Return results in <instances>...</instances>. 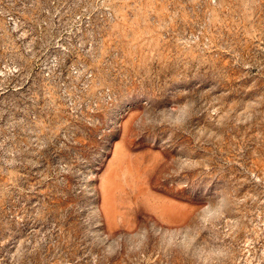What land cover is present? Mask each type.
I'll use <instances>...</instances> for the list:
<instances>
[{
    "label": "rangeland",
    "instance_id": "374dc122",
    "mask_svg": "<svg viewBox=\"0 0 264 264\" xmlns=\"http://www.w3.org/2000/svg\"><path fill=\"white\" fill-rule=\"evenodd\" d=\"M0 264H264V0H0Z\"/></svg>",
    "mask_w": 264,
    "mask_h": 264
}]
</instances>
